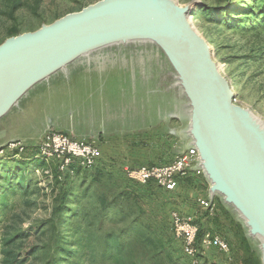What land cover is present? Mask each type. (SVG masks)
Listing matches in <instances>:
<instances>
[{"label": "rangeland", "instance_id": "1", "mask_svg": "<svg viewBox=\"0 0 264 264\" xmlns=\"http://www.w3.org/2000/svg\"><path fill=\"white\" fill-rule=\"evenodd\" d=\"M20 1L22 6L15 12L17 20L13 21L8 15V3L0 0V43L10 37L7 36L8 30L14 25L21 28V33L33 31L100 0ZM174 1L188 9L196 31L210 45L218 70L232 87L233 102L242 109L264 140V26L249 25L251 17L263 16L264 0ZM212 8L220 10L214 13L210 10ZM89 52H97L91 57L94 61L91 65L104 66L99 72L108 78V84L115 82L114 85L120 91L123 122L115 133L122 138L124 147L131 145L137 153L153 151L151 156L155 153L154 159L134 167L170 163L192 143L190 99L169 56L157 42L150 39L120 40ZM84 56L80 55L78 60L81 62ZM83 64L90 63L85 59ZM25 94L0 118V174L9 173L11 182L16 185L14 189L0 191V194L7 192L8 202L7 209L0 208V237L10 236L20 228L27 229L28 236L13 244L12 248L21 254L14 264H43L44 259L49 258L44 246H55L58 232L62 233L66 228L70 215L65 213L61 224L51 220L55 218L53 210L59 204V200L55 199L57 186L53 176L38 170L46 165L54 170L56 162L45 163L36 156L39 133L31 132L37 130L33 126L36 128L47 117L51 116L53 121H65L71 118L72 113L67 112L69 99L59 96L58 91L50 95L41 94L37 102L25 101ZM145 100L147 104L144 105ZM148 140L149 147H146L144 143L147 144ZM190 154L199 155L195 146L190 147ZM120 160L106 162L108 165L97 163L96 167L88 168L83 182L92 184L91 193L95 194L91 197L93 201L98 196L95 190L98 193L106 191L108 198H113L125 187L137 197L138 204L119 199L104 218H98L95 227L99 233L112 229L120 231L135 215L150 222L166 246L168 261H164L161 255H153L150 259L151 252L143 250L137 243L136 234L132 233L123 240L126 245L134 247L132 250L136 264H192L179 244L173 242L172 210L192 212L190 214L194 215L204 230L203 236L197 238L196 242L197 251L205 250L200 253L199 264L226 261L227 264H244L249 256L263 264V233L252 230L247 217L215 187V182L206 172H190L179 179L175 189L165 190L156 184L147 186L127 178L125 173L123 175ZM81 170L74 178L76 184L83 180L85 170ZM200 198L212 200V214L200 207ZM121 214L127 217L122 219ZM47 221L51 223L43 231L41 227ZM208 231L228 241L233 258L231 261L227 260L226 254L216 249H206L207 242L204 240H208ZM101 249L99 246L92 260L86 264H117L109 258H103ZM33 250L38 251L31 255ZM2 256L0 252V260Z\"/></svg>", "mask_w": 264, "mask_h": 264}, {"label": "water", "instance_id": "2", "mask_svg": "<svg viewBox=\"0 0 264 264\" xmlns=\"http://www.w3.org/2000/svg\"><path fill=\"white\" fill-rule=\"evenodd\" d=\"M188 12L174 0H100L8 37L0 43V118L36 82L80 55L120 40H153L190 99L192 144L204 172L264 235V140L232 101V87Z\"/></svg>", "mask_w": 264, "mask_h": 264}, {"label": "trees", "instance_id": "3", "mask_svg": "<svg viewBox=\"0 0 264 264\" xmlns=\"http://www.w3.org/2000/svg\"><path fill=\"white\" fill-rule=\"evenodd\" d=\"M6 3L9 5V18L13 21L17 20L15 12L22 6L21 1L6 0ZM210 10L215 13L220 9L212 8ZM262 14L263 16L259 18L255 16L251 17L249 19V25L252 27L264 26V11L261 12V15ZM21 32V28L14 25L8 30L7 36L17 35ZM81 169L82 168H76L72 173L64 174L61 177H59L56 169L53 170L54 183L58 190L55 199L59 200V204L54 208L53 211L56 216L55 218H51V220H56L61 224L63 217H65V213L67 212L69 213L70 218L66 221V228L63 232H58L55 246H44V251L49 258L44 259L43 264H86L88 261L92 260V257L98 251L99 246L102 248L101 256L105 259L109 258L117 264H136V258L133 255L134 252L132 250L134 247L126 245L123 240L125 236L132 233L136 234L137 243L139 242L140 247L143 250H146L147 253L149 251L151 252L149 256L150 259L153 258V255H156L157 257H160L161 255L163 256V260L166 259L168 261L166 246L160 236L155 233L153 225L139 216L135 215L131 218L126 226L120 231L112 229L99 233L95 230L98 218H104V216L110 211V208L115 205L119 199L130 200L131 204H133V202L138 204L136 202L137 197L132 191L125 187L122 188L123 190L118 194H115L113 198H108L106 191L98 193V191L95 190L98 196L97 199L93 201L91 200V197L95 194H93V192L91 193L92 184L83 182L85 181V176H87V168L84 169L85 172L82 176V182L76 184L74 179L81 173ZM98 174L99 172H97V175ZM97 175L95 177H98ZM0 177V191L4 189H14L16 187V185L11 182L9 173H1ZM151 184L155 183L148 182L144 185L150 186ZM58 186L60 189H58ZM6 193L7 192L4 191L0 194V208L3 210L8 207ZM121 216L123 217L122 219L127 217L125 214H121ZM49 223L51 222L47 221L41 227L43 231H45L44 227H47ZM203 234L204 230L200 226L198 239H201ZM26 236H28V230L20 228L10 236L0 237V252L3 254L0 264H14L19 259L18 257L21 254L12 247L16 240ZM172 238L173 242L178 243L181 249L180 242L176 241L174 237ZM37 251L38 250H33L31 255L36 254ZM211 264H227V261L222 263L213 262ZM244 264H260V261L253 256H249L244 261Z\"/></svg>", "mask_w": 264, "mask_h": 264}, {"label": "crops", "instance_id": "4", "mask_svg": "<svg viewBox=\"0 0 264 264\" xmlns=\"http://www.w3.org/2000/svg\"><path fill=\"white\" fill-rule=\"evenodd\" d=\"M95 53L97 52L83 54L85 56L81 62L78 60L80 56L75 58L70 64L52 72L27 90L25 101L36 102L41 94L50 95L54 91H58L59 96L62 95L69 99L70 107L68 106L67 112L72 113L71 118L65 121L61 119L53 121L49 115L50 117L45 118L36 128L33 126V129L37 130L31 133H39L40 140L46 129L53 128L78 138L94 140L101 150L98 165L102 163L108 165L106 162L114 163L115 160L121 159L120 163L124 174L125 166H136L152 160L155 158V153L151 156L153 151L134 152L131 145L124 147L122 138L115 133L117 127L119 128L123 122V101L120 91L114 85L115 82L108 84V78L99 72L100 68L104 66L101 64L99 66L91 65V62H94L91 57ZM87 55L90 58H86ZM85 59H88L89 65H82ZM99 62L101 63V60ZM152 101L154 102V99ZM143 104H147L146 100L143 101ZM81 122L83 124H80ZM144 144L149 147V140L147 144ZM187 213L192 212L188 211Z\"/></svg>", "mask_w": 264, "mask_h": 264}, {"label": "built area", "instance_id": "5", "mask_svg": "<svg viewBox=\"0 0 264 264\" xmlns=\"http://www.w3.org/2000/svg\"><path fill=\"white\" fill-rule=\"evenodd\" d=\"M192 146L196 145L192 143L188 145L170 163L125 166L124 173L127 178L141 184L154 182L165 190H173L178 186L179 179L190 172L204 173L200 153L199 155L190 154ZM36 156L42 158L45 163L55 161V169L61 177L65 174L64 171L72 173L76 168L95 167L101 157V150L94 140L78 138L67 132L48 128L37 144ZM38 171L47 176H53V169L49 165ZM199 205L209 214L214 211V203L210 198H200ZM190 216L194 215L172 210L170 213L172 234L180 242L183 253L190 258L191 263L199 264L200 253L205 250L197 251L195 237L198 232H194L191 227ZM210 248L226 254L228 261L233 259L228 241L221 235L208 231L206 249Z\"/></svg>", "mask_w": 264, "mask_h": 264}, {"label": "bare ground", "instance_id": "6", "mask_svg": "<svg viewBox=\"0 0 264 264\" xmlns=\"http://www.w3.org/2000/svg\"><path fill=\"white\" fill-rule=\"evenodd\" d=\"M166 48H167V46H166ZM167 50H168V48H167ZM168 52H170V51H168ZM59 62L60 61H58L57 63L59 64ZM57 63H55V65L57 64ZM218 68V67H217ZM220 72V71H219ZM233 101V100H232ZM196 147V146H195ZM197 148V147H196ZM197 150H198V148H197ZM198 153H199V150H198ZM246 215V214H245ZM247 216V215H246ZM190 225H191V227H193V229H194V232H198L199 233V229H200V226H199V224L197 223V221H196V219H195V217L194 216H190ZM197 238H198V234L196 235V237H195V244H196V242H197ZM207 242V240H204V242ZM206 244V243H205Z\"/></svg>", "mask_w": 264, "mask_h": 264}]
</instances>
